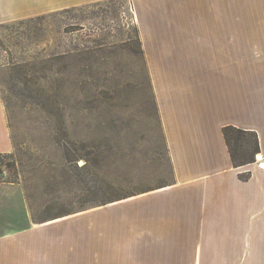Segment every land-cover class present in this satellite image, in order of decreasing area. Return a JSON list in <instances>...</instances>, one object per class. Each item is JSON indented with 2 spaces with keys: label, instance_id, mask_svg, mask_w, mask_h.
Wrapping results in <instances>:
<instances>
[{
  "label": "crops",
  "instance_id": "1",
  "mask_svg": "<svg viewBox=\"0 0 264 264\" xmlns=\"http://www.w3.org/2000/svg\"><path fill=\"white\" fill-rule=\"evenodd\" d=\"M95 1L0 0V24ZM131 2L172 181L97 205L95 264H264V0ZM227 125L263 166L233 165ZM6 129L0 99V151ZM19 191L0 183V240L23 232Z\"/></svg>",
  "mask_w": 264,
  "mask_h": 264
},
{
  "label": "rangeland",
  "instance_id": "2",
  "mask_svg": "<svg viewBox=\"0 0 264 264\" xmlns=\"http://www.w3.org/2000/svg\"><path fill=\"white\" fill-rule=\"evenodd\" d=\"M133 9L99 0L0 24V183L25 196L0 264H95L97 205L171 183Z\"/></svg>",
  "mask_w": 264,
  "mask_h": 264
},
{
  "label": "trees",
  "instance_id": "3",
  "mask_svg": "<svg viewBox=\"0 0 264 264\" xmlns=\"http://www.w3.org/2000/svg\"><path fill=\"white\" fill-rule=\"evenodd\" d=\"M222 130L233 165L242 166L253 162L255 153H259L257 132L232 125L224 126Z\"/></svg>",
  "mask_w": 264,
  "mask_h": 264
},
{
  "label": "built area",
  "instance_id": "4",
  "mask_svg": "<svg viewBox=\"0 0 264 264\" xmlns=\"http://www.w3.org/2000/svg\"><path fill=\"white\" fill-rule=\"evenodd\" d=\"M254 160L258 162L259 166H263V164H262L263 162L261 163V158L258 159V157H257V153H255V155H254ZM263 161H264V160H263Z\"/></svg>",
  "mask_w": 264,
  "mask_h": 264
},
{
  "label": "water",
  "instance_id": "5",
  "mask_svg": "<svg viewBox=\"0 0 264 264\" xmlns=\"http://www.w3.org/2000/svg\"><path fill=\"white\" fill-rule=\"evenodd\" d=\"M261 155L260 154H257V157H260Z\"/></svg>",
  "mask_w": 264,
  "mask_h": 264
}]
</instances>
